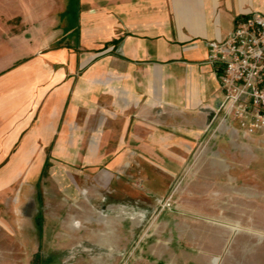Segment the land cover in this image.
Masks as SVG:
<instances>
[{
  "label": "crops",
  "instance_id": "1",
  "mask_svg": "<svg viewBox=\"0 0 264 264\" xmlns=\"http://www.w3.org/2000/svg\"><path fill=\"white\" fill-rule=\"evenodd\" d=\"M253 13L264 0H0V197L38 205L52 180L72 200L80 180L88 212L91 187L104 212L165 196L218 124L208 42Z\"/></svg>",
  "mask_w": 264,
  "mask_h": 264
},
{
  "label": "rangeland",
  "instance_id": "2",
  "mask_svg": "<svg viewBox=\"0 0 264 264\" xmlns=\"http://www.w3.org/2000/svg\"><path fill=\"white\" fill-rule=\"evenodd\" d=\"M214 130L155 201L104 212L91 187L82 211L80 180L73 200L57 180L43 183L38 205L0 197V264H264V131L231 140Z\"/></svg>",
  "mask_w": 264,
  "mask_h": 264
},
{
  "label": "built area",
  "instance_id": "3",
  "mask_svg": "<svg viewBox=\"0 0 264 264\" xmlns=\"http://www.w3.org/2000/svg\"><path fill=\"white\" fill-rule=\"evenodd\" d=\"M207 62L220 72L223 99L217 126L235 124L236 132L250 137L264 131V16L253 13L236 21L223 41L208 42ZM215 120V121H216Z\"/></svg>",
  "mask_w": 264,
  "mask_h": 264
}]
</instances>
